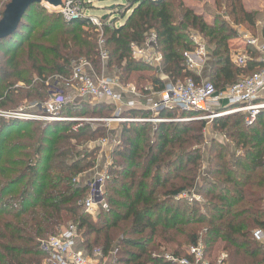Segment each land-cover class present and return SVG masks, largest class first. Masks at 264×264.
Returning a JSON list of instances; mask_svg holds the SVG:
<instances>
[{"label":"trees","instance_id":"1","mask_svg":"<svg viewBox=\"0 0 264 264\" xmlns=\"http://www.w3.org/2000/svg\"><path fill=\"white\" fill-rule=\"evenodd\" d=\"M9 1L0 0V18ZM125 1L116 8L121 17L127 15L122 24L101 19L108 51L105 66L121 83H133L143 94L148 90L141 82L160 91L166 81L188 76L200 81L188 69L184 55L194 49L187 26L213 46L209 80L217 90L264 68L253 46H248L244 67L235 65L228 49V41L237 35L235 29L209 24L181 1L178 14L173 0ZM225 2L236 25L256 27L255 12L245 9L242 0ZM35 27L38 31L33 33ZM150 31L161 54L156 76H146L149 64L131 57V44L143 45ZM261 33L264 39V22ZM98 35L88 18L65 21L40 3L32 4L16 31L0 40V108L15 107L23 100L42 102L48 96L44 80L68 75L75 57L86 58L99 70ZM33 76L38 80L32 81ZM111 112L103 103L86 100L65 104L61 110L73 117ZM179 112L165 109L158 116L176 117ZM123 113L150 115L134 108ZM194 113L183 111L180 116ZM1 118L0 264H41L47 256L43 242L68 224L82 234L84 253L100 249L106 257L116 249V264H178L165 255L186 256L184 247L196 244L199 236L211 262L216 260L210 257L212 251L218 249L225 253V264H264L262 246L253 238V230L264 227L263 112L251 124L241 113L211 120L232 146L213 139L209 169L203 173L204 120L122 125L107 168L111 177L103 186L107 208L95 217L82 209L87 188L75 179L95 166L100 146L87 147L86 142L105 137L107 127L87 124L74 131L67 121L41 125ZM235 149L241 154L235 155ZM183 193L200 195L202 201Z\"/></svg>","mask_w":264,"mask_h":264},{"label":"built area","instance_id":"2","mask_svg":"<svg viewBox=\"0 0 264 264\" xmlns=\"http://www.w3.org/2000/svg\"><path fill=\"white\" fill-rule=\"evenodd\" d=\"M61 1L60 6L56 8L51 6V8L58 12L64 20L71 21L79 18H88L89 23L94 26L95 31L99 32V57L104 67L108 59V52L104 49L102 20L96 16H86L84 8L78 0ZM239 26L241 25H235L234 29ZM246 38L248 45L258 47L261 53L259 60L264 62V41L258 43L255 38ZM130 48L131 57L138 61L152 64L153 61L160 62L161 60V54L158 51H155L156 53L152 51L156 50L155 33L149 34L143 45L133 43ZM203 51V47L199 46L196 48L195 54L200 56L203 54ZM184 55L187 59L188 69L193 71L195 68V61L192 58L193 53L186 51ZM247 59L246 53H239L231 61L238 67H244ZM103 67L97 70L89 60L83 57L73 59L70 63L68 75L55 74L44 80V84L48 89L49 99L37 102L36 110H40L41 113L32 114L31 116L38 119H47L48 121L72 122V130L74 131L87 124L90 126L102 124L107 127V133H109V126L113 123L117 125V130L120 131L122 125L130 123L184 122L213 119L229 114L241 113L245 115L246 123L251 124L259 113H264V68L247 77L240 78L234 84L220 91L216 89L212 82H197L189 76L183 80L168 82L160 92L153 91L155 93L151 95L158 96L156 99L149 100L147 98L145 100L149 105V116H131L123 113V107L130 109L136 107L138 104L142 105L141 99L146 97V95L135 84H123L118 77L108 76L104 72ZM50 78L51 82L49 81ZM83 100L90 103H103L112 112L108 116L98 117L61 115V110L65 103H77ZM165 109H175L180 112L191 111L195 112V115L176 117L158 116L159 111ZM19 111L22 112V108ZM0 117L13 119L25 116L20 113L0 111ZM108 141L107 137L100 138L98 142L90 141L91 145L88 146L99 145L101 149ZM111 142L116 144L118 143V139L115 137ZM110 177L108 169L105 167L104 170H100L89 181L87 188L89 195L81 200V206L85 212L94 216L97 215L101 208H107V204L103 200V186ZM75 182L82 185L78 177L75 179ZM182 195L188 197L190 200L196 198L198 201H202V198L197 197L195 193H183ZM253 238L261 244L264 251V227L254 229ZM79 244H81V234L74 224H68L58 234L50 236L43 242L42 247L47 252V256L41 264H116L114 259L116 250H113L109 256L103 257L100 249H94L93 255L89 256L79 248ZM186 251L187 255L181 258H176L169 254H166L165 257L178 264H225L223 260L224 255H221L213 262L207 259L201 244L191 245ZM108 257H110V261Z\"/></svg>","mask_w":264,"mask_h":264},{"label":"rangeland","instance_id":"3","mask_svg":"<svg viewBox=\"0 0 264 264\" xmlns=\"http://www.w3.org/2000/svg\"><path fill=\"white\" fill-rule=\"evenodd\" d=\"M82 1L84 3H86L85 5L87 6L86 8H84V12H85L86 16H96L99 19H102V18L107 19L110 22L114 21V19H116V21H115L116 25L122 24L124 22L126 16H127V15H125V17H121V14L116 13L117 12L116 8H118V5L120 6V4H125V5L127 4L125 0H82ZM173 1H174L173 6H174L175 10H177V4L180 3V1H181V2H183L184 6H187V7H190L191 9H193V11L196 14L202 16L204 21L208 22L209 24L223 23L230 29H232V28L234 29V26L236 25V23L233 21V18L230 16V10L227 9L225 0H173ZM242 1H243L244 8L254 11L256 14V22H257L256 24H258V27L256 26L254 29L248 28V30L252 35H257L258 29H260L259 27L262 26L263 22H264V0H242ZM40 4L48 12L53 13L54 15H60L58 12L53 10L51 8V6L45 4L44 2H41ZM121 7H122V5H121ZM127 8H128V5H127ZM175 12L178 14V10ZM36 14H37V10L35 11V13H33L31 15V17L36 16ZM127 14H129V12H127ZM185 28H186L187 35L189 36L188 40L194 46V49L191 51L193 53V55L195 54L197 47H199V46L203 47L204 51H203V54L201 55L202 63L200 65L203 67H206L204 69V71H206V73H208V78L211 79L210 70L213 67V65H212L213 57L211 55L212 49H213L212 44L208 43V39H206L197 29L191 28L190 26H187ZM37 31H38V27H35L33 30V33H36ZM235 31H236V29H235ZM150 32L154 33V31H150ZM151 33H149V34H151ZM236 34L237 35L235 38H232L228 41L229 53H230L231 48H236V47H239L243 44L244 39L241 37V39L239 40L237 38L238 32ZM97 44H98V39H97ZM104 49L107 51V47ZM98 53H99V48H98ZM76 58H80V57H75L73 59H76ZM73 59H72V61H73ZM99 59H100V57H99ZM100 63H101V66H100L99 70L102 69V67H103L101 60H100ZM146 64H148V63H146ZM147 66H149L150 69L144 73L146 76L159 75L157 69H155L157 67L153 66L152 64H149ZM103 68H104V72L107 73L108 76L118 77L115 75L114 70L106 68L105 65ZM204 71H202V72H204ZM36 80H38V78L36 76H33L32 81H36ZM49 81L50 82L52 81L51 78ZM208 82H211V81L208 80ZM141 83L142 84L144 83V85H146L145 89L148 90L146 93L144 92L146 97H143V99L146 100L148 98L149 100H152L153 96L150 93L153 91H156L155 88H153L151 85L147 86L148 84L145 82H141ZM20 85L24 86L21 82H20ZM47 94H48V91H47ZM48 99H49V95L44 100H48ZM37 102H39L38 99L37 100L36 99H34V100H23L22 103L18 104L15 107L7 108V109H1L0 108V111H6V112H10V113H20V114H23L25 116V117H20V118L25 119L26 121L37 122V123H40L41 125H43L44 123H47L49 121L47 119H38L36 117L31 116L32 114L41 113L40 110L39 111L36 110V103ZM65 104L68 105V103H65ZM20 108H22V112L19 111ZM61 115H64V114L61 113ZM193 115H195V114H193ZM33 116H36V115H33ZM179 116H180V112H179ZM1 119H3V118H1ZM211 120L212 119H205L204 120L206 122V126H204V128L202 130L204 138H203V142L201 145L202 146L201 151L203 152V163L201 166V173H203L205 170L207 171V169H209L210 149H211V146H212V143L214 140H217L223 144L225 143L229 147L232 146V143L229 142L228 140H226L222 136L223 134L221 135L220 133L215 131V129L213 128V126L211 124V122H212ZM192 121H196V120H192ZM91 128H93V126H91ZM106 136H108V133ZM105 137L102 136L101 138H105ZM98 140H97V142H98ZM88 145H91L90 141L86 142L87 147H89ZM114 147H115L114 144L110 146L111 155H112V150ZM194 147H196V146H194ZM239 154H241V151L235 149V155H239ZM100 161H102V160H101V156L99 154V156H97L95 166L93 168H91L89 171L84 172L78 176L79 182L82 185L86 186V188H88L89 181L92 180V178L95 176V174H97L100 171V168L98 167V165H100ZM111 161H112V159H111ZM103 192H104V187H103ZM88 195H89V190H87L85 193V196H88ZM197 197H201V196L197 195ZM95 216L96 215H94L93 217H95ZM81 241H83L82 237H81ZM197 243L201 244V246L203 247V243L201 242V236L199 238H197ZM82 245H83L82 243L79 244L80 249H82V247H83ZM191 245H194V244L186 245L184 247L185 252H186L187 248ZM87 255L91 256V255H93V253L87 254ZM221 255L225 256V253L222 251L220 252L217 249V250L212 251V255L210 257H212V258L215 257L217 259ZM114 259H115V255H114ZM108 260L110 261V257H108ZM109 261H107V262H109Z\"/></svg>","mask_w":264,"mask_h":264},{"label":"crops","instance_id":"4","mask_svg":"<svg viewBox=\"0 0 264 264\" xmlns=\"http://www.w3.org/2000/svg\"><path fill=\"white\" fill-rule=\"evenodd\" d=\"M256 26L258 27V24H256ZM262 26L259 27L260 29H258L257 35H252L249 32L248 28L246 26H244V25H241V26H239V27L236 28V31L238 32L237 38L240 40L241 37H242L244 39V41H243V44L241 46L230 49V58L232 60L234 59V57L236 56V54H239V53H242V54L243 53H246L247 56H248V59H249L250 54L248 53V46H251V45H248L247 44V42H246V39L247 38L246 37L255 38V39H257V42L258 43H262L264 41V39L262 38V33H261ZM254 48L256 50H258V47H254ZM152 51H153V53H156L155 52L156 50H152ZM194 55H192V58L195 60V63L196 64L194 63V67L195 68L193 69V71L196 72V75L198 76V78H199L200 81H203V82L208 81L209 80L208 73H206V71H204V69L206 67H203V66L200 65L202 63V61H201V55L200 56L197 55V54H194ZM159 64H160V62H157V61H153V63H152V65L155 66V67H158ZM202 71H204V72H202ZM168 82L169 81H166L165 84L168 83ZM153 93H155V92H151L150 94H153ZM129 97H130V95H129ZM157 97L158 96H153V99H156ZM141 103H142V105L141 104H138L136 107H134V109H140V110L142 109V110H145V111L150 112V110L148 109V106L149 105L146 103L145 99H141ZM126 110L127 109L123 107V111H126ZM106 137L109 139V141L107 142V144L104 147H101V149L99 151V154H100L101 160H102V161H100V165H98V167L100 168V170H104L105 167L108 168V164L111 163V148H110V146L114 144V143L111 142V140H113V138H115V137L118 139V141L120 139L119 131L117 130V125L115 123H113V124H111L109 126V133H108V136H106ZM114 145L116 146L117 143L114 144ZM99 154H98V156H99Z\"/></svg>","mask_w":264,"mask_h":264},{"label":"water","instance_id":"5","mask_svg":"<svg viewBox=\"0 0 264 264\" xmlns=\"http://www.w3.org/2000/svg\"><path fill=\"white\" fill-rule=\"evenodd\" d=\"M45 2L56 8L61 0H10L0 18V40L11 35L18 28L21 18L34 3Z\"/></svg>","mask_w":264,"mask_h":264}]
</instances>
